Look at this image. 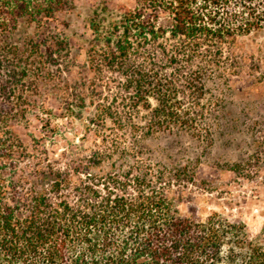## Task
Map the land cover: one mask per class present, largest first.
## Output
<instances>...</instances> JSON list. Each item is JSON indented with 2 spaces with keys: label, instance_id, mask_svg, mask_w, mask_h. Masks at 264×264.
Masks as SVG:
<instances>
[{
  "label": "trees",
  "instance_id": "trees-1",
  "mask_svg": "<svg viewBox=\"0 0 264 264\" xmlns=\"http://www.w3.org/2000/svg\"><path fill=\"white\" fill-rule=\"evenodd\" d=\"M135 3V10L113 24L115 40L110 36L98 41L110 63L123 65L126 89L135 91L136 103L149 105L150 97L156 101L143 139L176 130L208 141L211 134L201 136L197 121L182 108L173 78L155 69L150 55L135 66L133 52L157 45L169 67L186 69L181 82L199 108L208 91L206 82L224 79L223 48L240 36L264 32V0ZM74 6L75 0H0V38L24 24L33 25L38 36L22 51L14 45L0 48V264H264V247L249 240L239 219L212 212L197 220L179 213L169 191L181 180L184 167L174 174L141 159L127 164L121 175L99 176L90 172L100 164L96 161L85 166V178L74 186L73 195L65 193L72 181L67 170L45 166L49 172L40 174L42 179L26 184L28 175L20 169L29 164V154L9 123L19 118L18 109L31 103L23 93V78L29 71L40 75L55 60L50 53L46 60L44 48L64 45L55 37H40L43 22ZM160 13L169 16L167 30L156 25ZM90 25L99 33V21ZM17 171L23 175L18 177Z\"/></svg>",
  "mask_w": 264,
  "mask_h": 264
},
{
  "label": "rangeland",
  "instance_id": "rangeland-1",
  "mask_svg": "<svg viewBox=\"0 0 264 264\" xmlns=\"http://www.w3.org/2000/svg\"><path fill=\"white\" fill-rule=\"evenodd\" d=\"M135 8V0H75L72 10L43 22L40 37H55L64 45L59 50L46 46V60L49 53L55 60L40 75L29 71L22 79L31 103L18 109L19 118L9 123L29 154V164L20 169L28 175L26 184L42 179L50 168L67 170L72 181L65 193L73 195L74 186L85 178V166L96 161L100 164L90 172L99 176L121 175L127 164L141 159L174 174L184 167L181 180L169 191L179 213L197 220L212 212L239 219L249 240L264 247V32L240 36L223 48L224 79L206 82L208 91L199 108L181 82L186 69L169 67L157 45L147 51L137 47L134 65H143L145 55L153 57L155 69L175 81L182 108L197 121L201 136L211 134L209 142L176 130L143 139L156 101L150 97L149 105L136 103L135 91L126 89L123 65L110 63L98 41L110 36L115 40L113 24ZM94 19L99 33L91 28ZM156 25L167 30L169 16L160 13ZM31 38H38L34 26L20 25L0 38V48L14 45L22 51ZM44 187L49 189L47 181Z\"/></svg>",
  "mask_w": 264,
  "mask_h": 264
}]
</instances>
